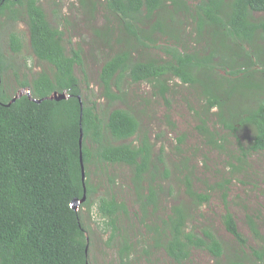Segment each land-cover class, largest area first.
<instances>
[{
	"label": "trees",
	"instance_id": "trees-1",
	"mask_svg": "<svg viewBox=\"0 0 264 264\" xmlns=\"http://www.w3.org/2000/svg\"><path fill=\"white\" fill-rule=\"evenodd\" d=\"M80 1L84 4V0ZM190 1H198L192 10L188 8ZM105 7L117 20L122 34L116 43L123 49L101 68L103 97L120 100L121 83L127 78L131 84L147 83L159 88V95L165 98L169 91L167 81L177 78L191 88H201L205 112L216 108L220 117L229 108L228 101L235 88L254 86L262 95L256 108L232 116L230 113L229 121H222V125L234 135L239 126L250 125L253 137L243 154L264 152V45L259 44L264 41V0H106ZM20 10L25 16L31 52L39 62L48 65L50 73L42 71L31 80L21 81L15 74L25 93L14 102L11 100L18 94L5 97L1 82L0 264H89V238L80 208H71L73 200L83 198L84 187L85 200L81 206L88 207L95 193L88 182V167L94 164L129 167L137 192L142 191V182H147V193L139 198L143 213L156 204L159 190L155 188L156 177L162 173L168 178V172L166 169L159 172L151 156L153 145L145 135L138 145L130 140L140 131L132 112L115 108L104 122L96 104L84 100L75 75V66L82 69L83 65L81 50L67 49L61 23L51 24L37 0H0V17L17 22ZM162 13L169 14L168 22ZM181 14L196 23L199 38H206L202 55L180 50L179 30L168 23L180 22ZM254 14L261 17L255 19ZM112 32L105 29L101 37L110 43ZM156 34L167 36L174 43L165 41L160 45ZM8 42L12 53L21 52L22 41L15 32L8 34ZM140 48L146 51L157 48L165 59L135 58L133 52ZM5 70L0 55L1 76ZM227 86L231 88L226 89ZM53 93H66L68 98L46 99ZM198 129L210 137L208 143L213 142L214 135L204 119ZM183 185L192 205L207 204L209 193L197 192L188 176L184 177ZM225 199L223 194V202ZM95 207L104 220L105 230L110 231L107 242L110 245L119 234L118 216L127 213L126 207L112 196L98 198ZM189 217L187 208L173 207L160 226L150 227L154 231L152 249L163 250L176 264L186 261L192 250H203L213 257L214 264H221L224 248L220 240L209 228L199 231L188 228ZM221 222L244 247L246 240L229 211L221 216ZM248 226L253 237L260 239L256 222L248 219ZM131 249L125 240L117 248L122 264L129 259ZM250 251L257 264H264V246ZM225 264L247 263L238 259Z\"/></svg>",
	"mask_w": 264,
	"mask_h": 264
},
{
	"label": "rangeland",
	"instance_id": "rangeland-1",
	"mask_svg": "<svg viewBox=\"0 0 264 264\" xmlns=\"http://www.w3.org/2000/svg\"><path fill=\"white\" fill-rule=\"evenodd\" d=\"M37 1L51 24L56 26L61 23L67 49L81 50L83 65L82 69L75 66V75L80 81L84 100L96 104L97 113L104 122L108 113L115 108L132 112L140 124V131L130 140L138 145L145 135L153 145L151 156L159 166V172L163 169L168 172V178L162 173L156 177L155 188L159 189L156 204L143 213L139 208V198L147 193V182H142V191L137 192L129 167L120 164H94L88 167V182L95 193L88 207L79 205L78 208L89 238V264H122L117 248L123 240L132 246L129 259L124 264H176L163 250L152 249L154 231L150 227L160 226L162 220L171 215L172 208L178 206L189 210L188 228L198 231L209 228L220 240L224 248L221 264L238 259H243L247 264H257L251 257L250 249L264 246V152L244 155L242 151L252 140L253 128L250 125L239 126L234 135L223 127L222 121H229L230 113L232 116V113L256 108L257 100L262 95L254 86L244 87L243 90L235 88L228 101L229 108L224 109L219 117V109L205 112V101L199 87L191 88L177 78L171 79L167 81L169 91L163 98L159 95V88L147 83L131 84L124 78L120 100L109 101L102 95L99 74L105 61L123 47L116 43L122 32L117 20L107 12L106 0H84V4L80 0ZM197 2L190 1L188 8L192 10ZM161 16L166 22L169 21L168 13ZM254 17L258 19L261 14H254ZM178 19L180 22L168 24L179 30L180 50L202 55L206 38L197 36L196 23L188 15L181 14ZM24 20L22 10L17 22L6 16L0 17V55L6 66L1 82L7 98L25 93L19 87L15 74L21 81L24 78L31 80L32 76L42 71L50 73L48 65L39 62L31 52ZM105 29L113 31L110 43L101 37ZM10 32H15L22 41L23 48L18 54L9 50ZM156 37L160 45L165 41L174 43L167 36L156 34ZM259 44L264 45V41ZM133 55L135 58L165 59L157 48L147 51L140 48ZM219 74L223 72L219 71ZM203 119L214 135L212 143H208L210 137L198 129ZM185 176L191 179L197 192L209 193L207 204L195 207L189 202L183 185ZM223 194L226 195L225 202ZM110 196L124 204L127 213L118 216L119 234L108 245L110 231L105 230L104 220L97 215L95 204L98 198ZM225 211L232 214L239 232L245 238L244 247L225 230L221 222ZM248 219L256 222L260 239L253 237ZM182 264H214V259L206 251L194 249Z\"/></svg>",
	"mask_w": 264,
	"mask_h": 264
},
{
	"label": "water",
	"instance_id": "water-1",
	"mask_svg": "<svg viewBox=\"0 0 264 264\" xmlns=\"http://www.w3.org/2000/svg\"><path fill=\"white\" fill-rule=\"evenodd\" d=\"M0 86H1V75H0ZM22 94L24 93H19L18 95H16L12 100L11 102H14L16 100V98H19ZM27 95L29 96L30 93L29 91H27ZM68 98V95L66 93H61V94H57V93H53L52 96L46 98V99H49V100H54V101H60V100H64V99H67ZM79 101H80V105L82 107V104H81V98L78 97ZM35 101L36 103H40L41 100H33ZM81 133V137H82V132L80 131ZM82 138H80L81 140ZM81 178H82V181L84 182L85 180V170H84V166H83V163L81 162ZM85 200V187H84V195H83V198L81 200H73L72 203H71V208L74 209V210H77L78 206L83 203Z\"/></svg>",
	"mask_w": 264,
	"mask_h": 264
}]
</instances>
